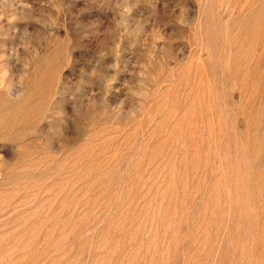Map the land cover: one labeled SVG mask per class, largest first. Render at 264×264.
<instances>
[{
  "label": "rangeland",
  "instance_id": "rangeland-1",
  "mask_svg": "<svg viewBox=\"0 0 264 264\" xmlns=\"http://www.w3.org/2000/svg\"><path fill=\"white\" fill-rule=\"evenodd\" d=\"M0 264H264V0H0Z\"/></svg>",
  "mask_w": 264,
  "mask_h": 264
}]
</instances>
